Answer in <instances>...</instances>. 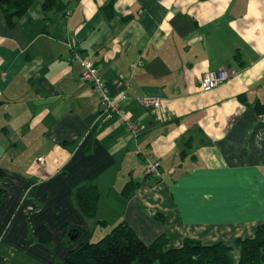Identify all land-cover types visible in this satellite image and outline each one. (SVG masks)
<instances>
[{"label": "crops", "instance_id": "crops-1", "mask_svg": "<svg viewBox=\"0 0 264 264\" xmlns=\"http://www.w3.org/2000/svg\"><path fill=\"white\" fill-rule=\"evenodd\" d=\"M44 1L13 27L0 8V264H60L122 222L147 245L167 235L166 249L223 243L237 264L238 239L264 224V0H59L48 12ZM73 47L112 97L127 93L138 135L80 82ZM224 68L238 75L203 91L204 74ZM148 157L161 179L145 176ZM87 184L105 227L77 207Z\"/></svg>", "mask_w": 264, "mask_h": 264}, {"label": "trees", "instance_id": "trees-1", "mask_svg": "<svg viewBox=\"0 0 264 264\" xmlns=\"http://www.w3.org/2000/svg\"><path fill=\"white\" fill-rule=\"evenodd\" d=\"M35 0H0V8L7 24L13 27L30 9ZM112 7V5H110ZM44 11L63 9L59 0H45ZM258 113L264 114V103H256ZM5 174L0 168V180ZM133 185L125 188V194ZM7 191L0 188V199ZM100 191L96 185L87 184L78 188L75 195L77 207L97 226L105 227L107 222L99 219ZM72 230L80 234L81 230ZM71 236V235H69ZM68 236V237H69ZM52 234L46 226L38 228L37 241L50 245ZM77 243V241H76ZM168 236L162 235L153 243L145 244L125 222H122L96 242L85 240L71 249L60 264H233L229 257L230 247L218 243L205 246L197 240L185 239L179 248L166 249ZM241 258L237 264H264V224L257 228L253 238L238 239Z\"/></svg>", "mask_w": 264, "mask_h": 264}, {"label": "built area", "instance_id": "built-area-1", "mask_svg": "<svg viewBox=\"0 0 264 264\" xmlns=\"http://www.w3.org/2000/svg\"><path fill=\"white\" fill-rule=\"evenodd\" d=\"M72 58L81 61L83 70L80 76V82L92 85L93 90L100 97V107L102 111L108 117L116 116L118 121L127 127L131 134L135 136L138 135L142 131L143 127L131 119L122 107V103L128 99L127 93L123 92L118 97H112L103 77L99 74L93 59L89 56L82 55L79 50L74 47L72 48ZM140 63L141 62H139V64ZM136 65L137 64H133V67ZM237 75L238 71L233 68L209 71L205 73L202 78L201 89L203 91L212 90ZM140 102L146 109L158 111L162 108L161 102L158 98L146 96L141 98ZM36 161L43 166L46 164L45 157H39ZM145 176L158 180L161 179L163 172L160 162L148 157L145 163Z\"/></svg>", "mask_w": 264, "mask_h": 264}, {"label": "rangeland", "instance_id": "rangeland-1", "mask_svg": "<svg viewBox=\"0 0 264 264\" xmlns=\"http://www.w3.org/2000/svg\"><path fill=\"white\" fill-rule=\"evenodd\" d=\"M99 237V236H98ZM97 236H94L93 238H92V240H98L99 238H98Z\"/></svg>", "mask_w": 264, "mask_h": 264}]
</instances>
